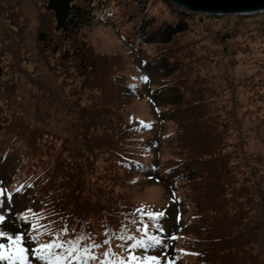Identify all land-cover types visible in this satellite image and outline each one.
I'll return each instance as SVG.
<instances>
[{
    "label": "trees",
    "instance_id": "obj_1",
    "mask_svg": "<svg viewBox=\"0 0 264 264\" xmlns=\"http://www.w3.org/2000/svg\"><path fill=\"white\" fill-rule=\"evenodd\" d=\"M140 2L42 0L58 34L56 39L45 25H39L40 51L58 55V67L71 80L70 97L64 94L58 99L39 77L33 82L30 100L19 101L13 77L5 75L0 61V212L9 210V202H24L11 211L19 228L0 226V232L6 234L0 236V244H9L7 237L14 238L24 229L27 239L23 237L21 246L30 250L25 264L32 258L33 264H123L130 253L138 260L156 255L159 264H167L169 259L181 264L182 258V264H264L258 224L249 215L229 214L223 208L218 183L226 185L223 175L237 168L228 161L230 151L216 153L221 137L202 116L205 96L190 95L182 65L189 43L180 44L191 38V44L203 40L205 45L220 42L223 49L230 42L238 47L237 30L242 35L245 22L252 17L261 24L264 14L214 15L194 12L172 0H148L145 7ZM221 16L232 17L230 21L235 23L222 25ZM240 20L245 22L240 24ZM98 21L114 25L139 53L142 65L155 70L152 91L141 88L144 79L139 70L127 76L116 73L120 54L98 53L80 37L86 26ZM212 24H216L212 39L205 41ZM257 41L254 45L263 51L264 40ZM43 91L48 92L47 97ZM141 92L156 104L160 123L172 125L171 134L154 136L152 123L133 114L124 119L123 97ZM12 97L15 103L10 102ZM40 100L46 105L48 120L59 115V121L68 127L71 144L55 128L28 117L31 110H41L35 106ZM167 136L175 157L164 161L148 158L152 145L160 144L157 138L163 142ZM210 174L219 178L217 184ZM142 177H154L167 185L181 214L126 204L115 186L120 180L137 182ZM258 184L255 181L253 187ZM260 193L251 208L263 216ZM157 240L161 241L159 247L155 246ZM140 241L146 246L143 251ZM49 242L53 243L50 255L37 261L31 250ZM0 264L19 261L0 259Z\"/></svg>",
    "mask_w": 264,
    "mask_h": 264
},
{
    "label": "rangeland",
    "instance_id": "obj_2",
    "mask_svg": "<svg viewBox=\"0 0 264 264\" xmlns=\"http://www.w3.org/2000/svg\"><path fill=\"white\" fill-rule=\"evenodd\" d=\"M147 1L142 0L140 3L145 7ZM47 12L42 5V0H0L1 65L5 69V75L13 77L17 99L26 103L30 100L35 87H33V82H36L39 77L53 90L58 99H62L64 94L70 97L69 83L71 80L66 78L63 67H58L56 62L58 55L49 54L47 49L41 52V42L37 40L39 25H45L46 29L57 39L58 31L52 28V17ZM202 13L220 15L219 13ZM254 13L264 14V10ZM222 19V25H225V21L235 23L234 20L230 21L234 19L232 17ZM240 21V24L245 22ZM261 24L258 23L256 17L245 22L242 35H240L242 30H237L239 31L236 42L238 47L230 42L223 49L220 42H218L220 45L216 42L215 45L212 42V44L205 45L203 40L191 44L189 42L191 38L180 44L189 43L188 52H185L182 58V65L185 82L189 84L190 95L197 98L199 94L205 96L206 101L201 106L202 116L208 118L209 122L214 125V132L221 137L216 153L230 151L227 156L228 161L237 168L231 174L229 172V175H223L227 178L226 185L218 183V186L222 187L223 208L229 214L242 212L245 216L252 217V222L258 224L259 249L264 254V214L262 216L260 211H254L251 208L257 193L261 192L260 195L264 200V50H258L259 48L254 45L258 42L257 39L264 40V36H260L264 32L262 28L264 22L262 21ZM215 27L216 24L209 26L210 33L208 31L205 34V41L212 39L211 30L212 28L215 30ZM80 37L89 42L98 53L120 54L121 59L116 73L122 75L124 73L127 76L139 70L143 79L148 77L147 80L144 79L141 88H144V91L154 89V82L157 80L155 70L142 65L138 58L139 53L135 49L132 50L114 25L95 22L86 26L80 33ZM43 93L47 97L48 92L43 91ZM145 93L123 97L124 119L127 114H133L141 120L152 123L154 136L162 133L171 134L172 125L169 122L160 123L154 111L155 103L149 100ZM13 99V97L10 98L11 103L13 101L15 103L16 100ZM2 100V95H0V104ZM40 101L35 103V106L41 110H31L28 117L39 119L44 125L55 128L71 144L72 138L67 130L68 127L59 121V115L55 118L53 116V120H48L45 114L46 105L42 103V100ZM168 137H164L163 142L160 137L157 138L160 144L154 143L147 157L153 156L155 161L175 157L174 150L168 145ZM253 172L258 174V178L255 179ZM209 178H212L213 183L216 184L219 179L212 174ZM121 181L115 189L119 191L118 193L126 204L141 206L152 211L167 210L169 214H181L177 202L173 199L171 189L156 178L147 180L142 177L137 182L122 181L123 184ZM255 181L259 182L258 186L256 185L257 188L253 187ZM23 203L20 200L14 203L9 202V210L5 213L0 212V216L5 217L0 222V226L12 225L19 228V224L15 223L11 217V211L21 207ZM176 228L178 226H175ZM20 230L23 233L24 229ZM24 238L26 239V235ZM192 259L189 258V262H192ZM32 261L33 258L29 263L32 264ZM182 262L184 263L183 258Z\"/></svg>",
    "mask_w": 264,
    "mask_h": 264
},
{
    "label": "snow or ice",
    "instance_id": "obj_3",
    "mask_svg": "<svg viewBox=\"0 0 264 264\" xmlns=\"http://www.w3.org/2000/svg\"><path fill=\"white\" fill-rule=\"evenodd\" d=\"M145 80L148 79V77H144ZM151 179V177H149ZM2 191H0V195H2ZM153 213H148V216H153ZM158 215V214H156ZM5 219V217L0 216V222H2ZM23 223H28L29 229L32 231H36V228L34 225H32L30 222L24 221ZM67 231V229H65ZM6 235L3 232H0V236ZM24 233H18L13 238V236L9 235L7 237L9 244H0V259H8V260H17L19 261V264H25V262L29 259V249L27 247L21 246L23 241ZM175 239V237H172ZM30 239H32L30 237ZM35 242V241H34ZM141 244L140 251H143L144 247H146L143 244V241L139 242ZM161 244V241L157 240L155 246L159 247ZM53 247V243L49 242L46 244H38L37 247L34 250H31V254L36 257L37 261L40 260H46L48 256L50 255V250ZM47 250V251H45ZM154 249H149V251H152ZM57 262L59 261V257L56 258ZM160 258L155 255H144L142 259H137L136 254L130 253L128 260L123 262V264H159ZM167 264H173L172 260L169 259L167 261Z\"/></svg>",
    "mask_w": 264,
    "mask_h": 264
},
{
    "label": "water",
    "instance_id": "obj_4",
    "mask_svg": "<svg viewBox=\"0 0 264 264\" xmlns=\"http://www.w3.org/2000/svg\"><path fill=\"white\" fill-rule=\"evenodd\" d=\"M194 11L238 13L264 10V0H172Z\"/></svg>",
    "mask_w": 264,
    "mask_h": 264
},
{
    "label": "bare ground",
    "instance_id": "obj_5",
    "mask_svg": "<svg viewBox=\"0 0 264 264\" xmlns=\"http://www.w3.org/2000/svg\"><path fill=\"white\" fill-rule=\"evenodd\" d=\"M190 10H192V9H190ZM192 11H194V10H192ZM194 12H201V11H194ZM217 13H219V14H235V15H251V14H253L254 12H236V13H221V12H217Z\"/></svg>",
    "mask_w": 264,
    "mask_h": 264
}]
</instances>
